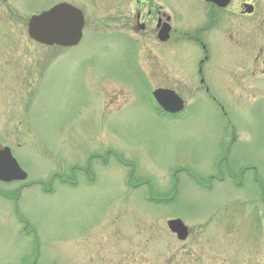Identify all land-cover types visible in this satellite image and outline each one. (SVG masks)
<instances>
[{
    "label": "rangeland",
    "instance_id": "rangeland-1",
    "mask_svg": "<svg viewBox=\"0 0 264 264\" xmlns=\"http://www.w3.org/2000/svg\"><path fill=\"white\" fill-rule=\"evenodd\" d=\"M71 1L86 15L74 46L28 37L41 4L16 24L0 6V145L29 175L0 181V264H264V83L239 60L238 1L204 25V2L157 0L197 32L171 36L158 67L157 32L120 26L133 0ZM154 86L185 109L162 114Z\"/></svg>",
    "mask_w": 264,
    "mask_h": 264
},
{
    "label": "flooded vegetation",
    "instance_id": "flooded-vegetation-1",
    "mask_svg": "<svg viewBox=\"0 0 264 264\" xmlns=\"http://www.w3.org/2000/svg\"><path fill=\"white\" fill-rule=\"evenodd\" d=\"M60 1H66L70 2L76 6H78L77 3L71 0H53L51 2L45 1V0H0V6L5 10L6 16L12 21H9L10 24H16L17 20L20 19L21 15L19 16V8H21L23 5L32 3V4H41L40 8H48L50 5L60 2ZM191 0H187V2ZM204 2L205 6V14L207 15L204 17V25L206 22H208V19L211 17H208L209 11H211L212 8L215 10L217 9H222L219 8L217 5H215L212 2H208L205 0H201ZM239 4V14L242 22L239 24V29H238V42H239V50H240V55H239V60L241 62H247V65L249 67V74L247 72V76L250 75L253 77L255 80L258 78H263L260 79L264 83V4L260 6L257 2V0H237ZM134 2V7L129 13L128 17H124V23L125 25H120L123 30L127 31L131 35H133L136 38H139L140 36H143V32L149 31L157 32V22L159 21L160 23H163L164 20H168L171 29H170V34L167 39L165 40H160L158 38V41L161 42L160 47L156 50V58H158L157 53L163 52L165 49L173 51L174 55V50L169 49V46L167 48H164L165 44L167 43L168 40L172 38V43L178 44V42L185 41V40H197L196 38V30L190 32V31H179L177 33L175 25H174V20H173V14L172 16L168 13H166L163 10V4L161 2H157V0H133ZM33 6L30 7L31 10H29L26 18L24 17L23 21L26 25V31H27V24L29 18L33 15L39 12L33 11L32 10ZM154 23V30L152 29L151 25ZM9 24V25H10ZM22 24V23H21ZM123 24V22H122ZM174 25V26H173ZM203 25V26H204ZM202 27V26H201ZM199 27L198 29H200ZM174 31V32H173ZM12 35V34H10ZM28 35V33H27ZM157 36V33H156ZM29 37V36H28ZM200 43V42H199ZM202 46L204 45V42L200 43ZM244 49L250 51L249 54H247L249 60L245 58ZM163 54V53H162ZM161 54V55H162ZM156 67H158V64H161V60L158 58L156 59ZM144 66V64H142ZM145 67V66H144ZM202 71V69L200 70ZM199 71V73H200ZM150 81L152 84H155L153 80L150 78L148 75ZM199 82L201 85H205V81L203 77L199 78ZM157 87V86H155ZM162 87V86H160ZM252 90L256 92L257 95H261L264 97V85H261L260 83L257 84L254 82V86L252 87ZM3 145H0V150L2 149ZM28 179H13L10 181H20V182H25ZM1 182H10V181H5L1 180ZM4 196H11L7 192H2Z\"/></svg>",
    "mask_w": 264,
    "mask_h": 264
},
{
    "label": "water",
    "instance_id": "water-1",
    "mask_svg": "<svg viewBox=\"0 0 264 264\" xmlns=\"http://www.w3.org/2000/svg\"><path fill=\"white\" fill-rule=\"evenodd\" d=\"M220 5L226 4L229 0H214ZM29 31L31 35L45 43H59L72 45L81 38V29L83 26V16L79 9L73 6L61 3L52 7L41 15L34 17L30 23ZM166 32V30H165ZM164 32V33H165ZM156 97L163 106L169 110H178L183 106L181 98L170 89H157ZM15 169L18 171L14 175L22 176L24 173L17 163L11 159ZM11 177V176H6ZM168 226L172 231L177 232L180 238H185L188 233L187 226L179 218L169 219Z\"/></svg>",
    "mask_w": 264,
    "mask_h": 264
},
{
    "label": "bare ground",
    "instance_id": "bare-ground-1",
    "mask_svg": "<svg viewBox=\"0 0 264 264\" xmlns=\"http://www.w3.org/2000/svg\"><path fill=\"white\" fill-rule=\"evenodd\" d=\"M225 156V155H224ZM224 156H223V158H224Z\"/></svg>",
    "mask_w": 264,
    "mask_h": 264
}]
</instances>
